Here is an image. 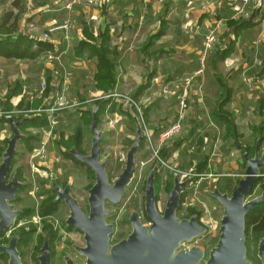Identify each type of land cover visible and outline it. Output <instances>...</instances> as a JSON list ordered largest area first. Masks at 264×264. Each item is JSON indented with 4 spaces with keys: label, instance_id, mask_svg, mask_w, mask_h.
<instances>
[{
    "label": "crops",
    "instance_id": "crops-1",
    "mask_svg": "<svg viewBox=\"0 0 264 264\" xmlns=\"http://www.w3.org/2000/svg\"><path fill=\"white\" fill-rule=\"evenodd\" d=\"M14 1L0 0V38L9 37L14 41L23 36L34 41L33 50L39 48L38 41H47L52 50L42 51L35 58H6L0 55V134L12 129L5 113L16 110L25 109L38 117L44 116L48 123L46 114H39L38 111L48 106V101L58 89H65L68 98L82 104L80 109L74 111L60 109L57 112L59 125L57 123L55 134L47 146L48 161L41 163L32 160V152L29 165L35 161L40 169H51L57 167L60 161L67 162L65 177L67 183L73 182L70 174L75 169L70 164L74 161L60 153L64 152V146L75 134L70 124L91 114L90 111L97 105L94 101L103 99L108 93L107 89L113 91L107 104H116L117 110L110 112L109 109L105 113L113 116L115 121L123 117L130 120V114L124 112L127 106L130 111L133 109L132 114H140L131 101H140L166 86L176 91L179 89V79L198 69L204 36L211 30L216 31L217 42L208 57L203 77L190 88V109L180 139L192 136L194 130L199 133L195 146L189 151L193 153L196 148V154L201 152L208 158L215 157V162L213 158L207 162L204 172H208L204 176H211L215 172V182L220 178L216 174V166H225L220 165L226 160L223 151H228L233 145L234 131L239 137L242 136L239 119L251 104L259 103L261 118L258 125L254 124L256 128L253 126V130L264 126V21L261 17L264 0H251L247 4L241 0H95L96 5L81 0L71 9L67 8L71 0H23L19 5L13 4ZM66 20L72 22V29L50 32L48 38H42L43 33H48L51 27L61 25ZM10 25H15V30L3 33ZM100 53L112 65V80L115 83L110 87L109 81L99 80L102 75L99 70ZM244 75L255 79L253 90H248L244 85ZM43 77L46 81L44 91L41 90ZM224 101L228 102L224 105ZM19 104L23 107L17 108ZM142 106L145 108H141L140 122L144 131L147 129L154 133L155 139L174 120L178 108L175 97H159ZM221 107L224 112L219 113L218 119L214 116ZM151 113L154 119L161 117L166 120V124L153 127L149 122ZM13 117L18 120L24 115L18 113ZM220 117L233 119V136L228 124L220 128L216 122H221ZM4 119L8 122H4ZM109 121L112 126L114 120ZM132 123L135 125L134 121ZM61 126L65 128L60 130ZM28 128L38 134L35 151L48 140L49 123L47 128ZM101 130L103 142L108 143L106 137L112 138L114 131ZM21 132L26 138L27 135ZM126 138L128 140L127 134ZM56 141L61 145L58 153L56 149L50 150ZM143 145L136 155H140V161L149 157L146 139ZM243 145L247 146L245 143ZM172 146L168 141L162 149L166 147L170 151ZM55 153L56 158L53 157ZM202 161L192 160V167L200 166ZM230 164L241 167L235 168L242 170L237 174L241 178L245 167L243 157L235 156ZM69 169L72 171L68 172ZM54 177L61 183L57 174L53 173Z\"/></svg>",
    "mask_w": 264,
    "mask_h": 264
},
{
    "label": "water",
    "instance_id": "water-1",
    "mask_svg": "<svg viewBox=\"0 0 264 264\" xmlns=\"http://www.w3.org/2000/svg\"><path fill=\"white\" fill-rule=\"evenodd\" d=\"M113 93L109 90L91 112L90 131L92 134L88 154L79 152L75 146L68 152L78 162L87 165L94 173L95 182L88 191L85 212L80 202L72 194V181L61 187L52 178L51 189L55 191V202H64L69 215L65 220L68 227L75 228L83 235L85 245L74 246L85 259L83 264H254L248 257L246 241V216L261 203H264V191L251 199L255 184L262 177L264 152H260L262 136L255 144L254 155L249 157V150L239 139L236 145L243 150L244 171L231 194L221 190L216 181L214 188L207 194L220 202L223 214L219 220L216 241L207 250L205 246L194 244L206 234L205 226L198 221V215L189 218L178 216L181 207V195L190 184L192 177L181 179L177 173L173 175L172 190L168 194L164 210L159 211L156 200V173L159 163L155 162L149 170L145 185V215L148 223L142 221L141 213L132 210L128 222L132 231L118 241L112 240L114 224L107 222L112 213L106 207L107 203L116 205L121 202L126 187L135 178L136 155L141 148L145 133L139 117L133 113L137 138L126 154L125 167L111 183L107 172V160L101 158L102 130L99 122V112ZM30 115L16 120L6 116L12 126V137L6 140V149L2 153L0 163V234L14 228L21 210L15 208L17 193L24 187L17 173L10 178L12 164L17 154L18 143L25 138L20 126ZM18 233L12 235L7 244L0 245V255L9 257L8 264H23L19 246ZM258 257L264 264V235L257 245ZM66 264H78L71 257H65ZM39 264H52L50 238L44 236Z\"/></svg>",
    "mask_w": 264,
    "mask_h": 264
},
{
    "label": "rangeland",
    "instance_id": "rangeland-1",
    "mask_svg": "<svg viewBox=\"0 0 264 264\" xmlns=\"http://www.w3.org/2000/svg\"><path fill=\"white\" fill-rule=\"evenodd\" d=\"M143 100L144 98L143 99L141 98L140 101ZM109 106L110 104L108 103L105 107V111L111 109L109 108ZM141 108H145V106L144 107L141 106ZM124 109H125L124 112L126 113L128 112L131 116L133 115L131 112L133 111V109L130 111L129 106L125 107ZM258 109H259L258 102L251 104L250 107H248L246 111H244L245 115L242 117V119L241 118L239 119V123H240L239 125L243 129L241 131L242 136L239 137L240 141L242 140L243 142H246L249 140L248 144L250 148H253L255 146L256 137L258 133L256 130H253L252 127L255 126L254 124L258 125L261 121V118L259 117ZM151 115L152 117L149 119V122L153 124V127H159L166 124V120H164L163 118L161 119L160 117L159 119L157 118L154 119V114L151 113ZM84 117L86 120L83 118L82 120H77L72 122L70 125L76 134H78V131L80 130V136H77L79 137L77 139L79 140L78 141L79 149L80 152L84 154H88L90 150L92 134L90 132V122H89L90 117L89 116H84ZM100 119H101L100 120L101 129L103 130L109 129L111 131H114V134H112V138L111 136L106 137L105 141H108V143L103 142L104 141L103 134H102L103 140L101 141V158L102 160L108 161L107 172L109 175L110 182L112 183L118 177V175L123 171L125 167V159H126L127 151L129 150V148L132 146V144L137 138L136 127L135 125L131 124V120H128V118L125 117H123L122 119L119 118L118 121H115V118L109 115V113H102ZM110 119L114 120L112 126H110V121H109ZM149 122H147V125L149 124ZM64 128H65L64 126H61L60 130H63ZM254 128H256V126ZM24 133L38 135L35 134L33 130L31 131L29 130V128L27 129V127H25L24 129ZM126 134L128 135V140L126 138ZM181 134L183 135V131L179 135L174 137V139L171 141L173 146L170 150L171 155L168 157L167 160L169 166L163 165L161 167L162 169L160 168L163 177L157 178V182L155 183L157 206L160 212L164 210V205L167 200L168 194L172 190V185L166 182L167 176L171 175L173 181V175L175 173H177L181 179H185L191 174L195 175L199 171L200 166L196 165L192 167V165H194V162L193 163L191 162V169L189 171L186 170L183 171L179 168V166L181 165L189 164L188 159L190 153L197 155L196 157L201 161L203 160L204 157H206L208 161L209 160L212 161L213 158V157L208 158L207 156H204L201 152L196 154L195 153L196 148L193 153L189 151V154L188 153L183 154L182 153L183 149L186 147L185 146L187 144L186 141L189 137L187 136L188 138L180 139ZM12 135H13L12 129H10L6 134H0V142L5 141V139L11 138ZM156 140L157 138L155 139V141ZM58 144L59 143L57 141L53 143V146H51L50 150L56 149V152L58 153ZM146 145H147L146 146L147 150L149 151V157L150 159L151 157L153 159L154 152L152 154L148 142H146ZM5 146L3 149H6ZM18 146H19L18 153L14 158V166L11 171L10 178L11 176H13V174L19 173L20 181L24 183L25 189H22L19 192L18 197H20V199L19 201L14 203L15 208L21 210L23 216L21 218L18 217L17 224L15 228L11 230L10 233H6L5 235L0 234V245L7 244L12 235L16 233L19 234V230L22 227V225L24 226L26 225L28 227L32 225L37 228L38 232H36L35 235H33L32 238L30 239V241L24 244V246L23 245H21V247L18 246V249L20 251L23 264H39L38 256L40 254V248L42 247V245L40 247L41 242L39 241L38 235L42 234V236L44 237L47 234L41 233L43 226L42 221L40 220L31 221V217L33 214H35V212L38 213L41 210L42 205L44 204L45 201H47V199L54 197V194L52 193V189L50 187L53 173L57 174L61 178V184L65 185L66 182L65 176L67 175L66 165L69 164L67 162L65 163L60 161L56 164L58 165L57 167L53 166L51 167V169L41 168L40 172L33 173L32 168L29 165L30 157L32 153V151H30L31 148L29 146L26 148L25 147L26 144L22 142H20ZM223 152L226 153V155L224 153L226 160L222 161L223 163L220 165H225V166H221V167L216 166V170L218 172L216 174L220 175V178H218L216 183L220 186V184L223 185L226 182H228L230 184L229 186L230 188L227 187L224 189L228 190V194H231L240 179V176H238L237 174L238 172L241 173L242 170L237 171L236 169H240L241 167L231 166L230 163L234 161L235 156H238V158L243 157V152L240 149H238L235 145H231L228 151H223ZM260 152H264V142L261 145ZM57 153L54 154L53 156L54 158H56L55 155ZM139 156L140 155L136 156L137 167L135 172V178L126 187V192L121 202L116 205H111L110 203H107L106 205L107 209L112 213L109 217H107V222L114 224V228H115L114 233L112 234L113 241H118L115 240L114 238L119 234H122L121 238H119L122 239L126 237L128 234H130V232L132 231V225L130 222L127 221L129 214L131 213L132 210L139 211L142 216V221L144 223L145 222L148 223V220L145 215L144 195H145L146 177L149 173L150 168L153 165V160L149 161L146 165L141 166V163L144 160L140 161V159H138ZM1 157L2 155H0V163L2 159ZM72 165L73 164H70V166ZM71 171L72 170L70 169L68 170V172ZM214 173L215 172L211 173V176L213 175L214 177L204 176V174H208V172L204 173V171L203 174H201L200 176H198L197 174L196 176H191L192 180L196 179L195 184H192V182H190V184L186 187L187 190L192 189V193L193 191H195L196 187L198 189L197 191L199 194H196V198H194V195L192 193L186 196L185 201L188 202V204L187 206H185L186 204L185 202L184 206L185 208H193V207L196 208V210L199 212L200 223L202 224H207V222L209 221V217L206 218V216L204 215V210L206 207L210 210L211 216L214 218L212 220L217 221L218 225H219V220L221 219L223 214V207L220 204V202L215 198L210 197L207 194V191L213 190L215 186L213 182V178H215V176L217 175H214ZM70 178L73 179L72 194L80 202V205L82 206L83 210L87 212L88 191L95 182V175L87 167V165L80 164L76 167L75 171L70 174ZM203 184L204 186H206L205 192L201 190ZM186 189L184 190V192L186 191ZM263 189H264V177L262 178L261 182L256 186L255 190L253 191L251 196L248 197V199L260 195L264 191ZM132 199H135V201L137 202L135 206L133 204H130ZM202 203H204L206 207ZM26 208H27L26 211H29L31 214L26 213L25 211ZM186 213L187 211H184L182 215H180V217L189 218L192 215L191 214L189 216ZM68 215H69L68 207L64 204V202H61L59 203V208L57 209V211L55 213H52V215H50L49 217H46L44 221L49 222L52 225L55 224V222H59L60 225L64 223L63 225L68 227L65 223V220L67 219ZM19 223H22V225L19 226ZM66 227H64V231H61L59 233V236L55 241L54 244L55 256L52 258V264H66L64 259L65 257H71L76 263L83 264L85 262V259L76 251L74 247V246L85 245V242L83 240V235L75 232L78 231L75 228L73 229L74 231L65 233L67 232ZM208 234L213 235L214 233H208ZM205 235L203 236V238L194 241V244L197 245L200 244L202 246H205L206 249L209 250L210 245L216 241L217 235L214 237H209V236L205 237ZM259 238L260 236H258L253 232H249V234L246 236L248 257L254 262V264L262 263L258 257V250H257ZM8 259L9 257L7 255L6 256L4 255V257H2V259L0 260V264H8Z\"/></svg>",
    "mask_w": 264,
    "mask_h": 264
},
{
    "label": "trees",
    "instance_id": "trees-1",
    "mask_svg": "<svg viewBox=\"0 0 264 264\" xmlns=\"http://www.w3.org/2000/svg\"><path fill=\"white\" fill-rule=\"evenodd\" d=\"M22 1L23 0H15L13 4L19 5V2H22ZM14 30H15V25H10L7 29L3 30V33H12ZM33 42L34 41H32V40L25 39L23 36H19L14 41L11 38H9V37L0 38V55L4 56L6 58H9V57H17V58H26V57H29V58H35L42 51H50V50H52L51 44L49 42H47V41H38L39 48L37 50H33L32 49L33 48ZM99 58H100V61H99V70H100V72H102V75L99 76V80L100 81H103V80L109 81L110 82L109 87H110V85H112V84L115 83L114 79L112 80V65L108 61H105V58H104V54L103 53H100L99 54ZM108 91H109V89L106 90V92H108ZM99 101H94V104H98ZM227 102L228 101H224L223 104L225 105ZM106 105H107V103L104 104V106L101 108V110L99 112V115H98L99 122L101 120L100 117H101L102 113H105V107H106ZM7 106H8V104H7ZM22 107H23L22 104H19L17 106V108H22ZM116 107H117L116 104H111V109L109 111L110 112H116V110H117ZM7 108L9 109V107H7ZM119 111H120V109H119ZM221 112L222 113L224 112L223 109H222V107L220 108L219 111H216V114H215L214 117L218 118L219 117V113H221ZM30 115H32L31 118H28L20 126V129L23 132H24L25 127L28 128L30 126L47 128L48 123H47V120L44 118V116L43 117H38L35 113L30 114ZM85 116H89L90 117L89 122L91 123V114L88 113ZM144 116H145V111H144ZM129 117H130V120H131V124H133L132 122L134 120H133L132 116L130 115ZM20 118H22V117H20ZM220 118H221L220 119L221 122H218L217 120H216V122L218 123V125L220 126V128L223 127V124L224 125L225 124L226 125L228 124L230 126V129H231L230 135L233 136L234 133H235L234 139H233V141H234L233 145H235L237 147V145H236V139H239L240 140V138H239V135L237 134L236 131H234V133H233V129H232L233 124H234L233 119L232 120H229L227 117H220ZM84 119H85V117H84ZM3 121L4 122H8L6 119H4ZM255 130L258 132L257 133L258 136L259 135L262 136V140H261V144H262L264 142V126L263 125L262 126H259V129L257 128ZM1 131H3V130H1ZM75 134L72 136V139H70V141H68V143L64 146L65 149H64V152L63 153L60 151L61 145L58 144V149H59L60 153L65 158H69V159H71V160L74 161V163L72 165L74 169H76V167L78 165L82 164V163L78 162L68 152V150L71 147H73V146H75L76 149L80 152L79 144H78V141L79 140H77L79 138L77 136H80V130L78 131V134H76V135ZM26 135H27V137L24 138L21 142L26 144V146H25L26 148L29 146L31 148L30 151L33 152L34 147L36 145L34 143L37 141L38 135H32V134H26ZM191 135L192 136H190L187 139V144L185 145L186 147L183 149V152H182L183 154H186V153L189 154V148H192V147L195 146V140L199 136V133L196 132V130H194ZM241 143H242V141H241ZM243 143L247 144V147H248V150H249V157H252L254 155V148H255V146L253 148H250L248 142H243ZM255 144H256V142H255ZM5 145H6L5 141L0 142V155H2V153L4 152L5 149H3V148H4ZM143 146L144 145L142 144L141 148H143ZM238 149H240V148H238ZM240 150L243 152L242 149H240ZM160 154H161V156L164 159H168V157L171 155L170 151H168L166 149V147L163 148V149H161ZM196 156L197 155L190 153L189 154V159H188V163L189 164L181 165V166H179V168L181 170H183V171L184 170L189 171L191 169V162H192V160L198 159ZM207 162H208V159L207 158L205 160L203 159V161H202V163H201V165L199 167V171L197 172L198 175L203 174V171L205 172L206 166H207ZM76 164H78V165H76ZM82 165H84V164H82ZM13 166H14V160H13V164H12V169H13ZM262 173H264V166L262 167ZM17 174H18V176L20 178L19 173H17ZM159 177L160 178L163 177L162 176L161 169H158V171L156 173V182H157V178H159ZM262 178L263 177H261L260 180H258L256 182L255 187H254V190H255L256 186L261 182ZM192 181H196V179L191 180V182ZM166 182H168L169 184L173 185L172 176L171 175L170 176L169 175L167 176V181ZM58 183H59V181H58ZM66 183H67V180L65 182V185H62L61 183H59V184H61V186L64 187V186H66ZM155 186H156V184H155ZM229 186H230V184L228 182H226L223 185L220 184V186L218 185V187L221 190H225L224 188H227ZM205 187L206 186H204V184H203L202 185V188H201V190H203V192H204ZM22 189H25V187L22 188ZM22 189H20L18 191V193H17V200H16V202L19 201V199H20V197H18V194H19V192ZM52 193L54 194V197H51V198L47 199V201L44 202V204L42 205L41 210L38 212V214L42 218V224H43V226H42V232L41 233H45V234H48L49 235V238H50V246H51V250H52V258H53L55 256L54 244H55L56 239L58 238L59 228L55 224L52 225L51 223L44 221V219L46 217H49L50 215H52V213H55L57 211V209L59 208V203L60 202H55L56 193L53 190H52ZM190 193H192V189H188V190L186 189V191L182 193V195H181V207L178 210V216L182 215V213L184 211H187L186 214H188L189 216L191 214L192 215L197 214L198 215V221H200L199 212L196 210V208H194V207L193 208H185V206H184V203L186 202L185 201V198ZM136 203L137 202L135 201V199H132V201L130 202V204H133L134 206L136 205ZM26 210H27V208L25 209V211ZM26 213H30V212L29 211H26ZM24 215H25V212H24ZM22 216L23 215L21 214L19 216V218H21ZM185 218H187V217H185ZM17 221H18V219H17ZM63 224L61 226L62 227H66ZM66 229H67V232H69V231L73 230L74 228H72V227H66ZM36 232H38V230H37L36 227H34L32 225H30V227H28L26 225L25 226L22 225V227L19 230V235H20L19 236L20 237V239H19V247H21V245L24 246V244L28 243L30 241V239L32 238V236L35 235ZM249 232H253V233L257 234L260 237L264 235V203H261L258 206H256V208L254 210H252L246 216V236L249 234ZM5 234L6 233H4V235ZM1 235H3V234H1ZM121 235L122 234H119L114 239L115 240H119V238H121ZM38 237H39V241L41 242V244H40V247H41V245L43 244L44 237L42 236V234L38 235ZM2 257H4V255H0V260L2 259Z\"/></svg>",
    "mask_w": 264,
    "mask_h": 264
},
{
    "label": "built area",
    "instance_id": "built-area-1",
    "mask_svg": "<svg viewBox=\"0 0 264 264\" xmlns=\"http://www.w3.org/2000/svg\"><path fill=\"white\" fill-rule=\"evenodd\" d=\"M241 1L243 4H247L251 0H241ZM80 2H81V0H71L68 3L67 8L71 9L76 3H80ZM86 2L89 5H96L95 0H86ZM239 10L242 11L241 9H239ZM261 17H262V20L264 21V4L262 5ZM72 28H73L72 22L70 20H66L61 25H55V26L51 27L49 29L48 33H43L42 38H44V39L48 38V34L50 32H54L57 30L68 31ZM216 42H217L216 31L215 30L208 31V33H206L204 36L202 50L200 51V54H199V67H198V69H196L192 73H189V74H187V75H185L179 79V89H177L175 91L173 88L166 86L160 90L154 91L150 96L144 97L143 101H131L132 104L134 105V107L140 112V114H138L139 118L141 117V110H142L141 106L143 104L150 103V102H152L153 99H157L159 97H165V98L175 97L176 101H177V107H178L177 108V114L175 115L174 120L159 132L156 141L154 139V133L152 131L147 130V129L144 131L146 142H148V144L150 146V150L152 151V154L154 152V155H153V159H152V157H151V159L149 157L146 160H144L141 163V166L146 165L149 161H152V160H153V164L155 162L159 163V165H160L159 169L163 165L169 166L167 163V159H164L161 156L160 151L162 149V146L165 145L166 142L172 141L174 139V137H176L177 135H179L183 131V126H184V123L188 117L189 109H190V101H189L190 88L193 87V85L197 84V82H199V79H201L203 77L205 70H206V67H207L208 57H209L210 53L214 50ZM56 73L58 74V72H56ZM242 79H243L244 85L247 87L248 90L254 89L255 79L253 77L244 75L242 77ZM45 88H46V81H45V78L43 77L42 81H41V90L44 91ZM199 88L201 89V86ZM81 105L82 104L80 101H78L76 99L68 98V96L66 95L65 89H58L55 92V94L53 95V97L51 98V101H48V106L46 108L40 109L38 111L39 114L45 113L47 116L48 123H49V128H48L49 130H47L48 140L45 142H42L40 144V146L37 147L35 149V151H33L34 153L32 156V160H37L38 162H41V163L48 161L49 156H48L47 146L51 142L50 139L55 134L56 125L58 123L57 118H56L57 112L60 109H69V110L74 111V110H77L78 108L80 109ZM30 112L31 111H29V110L27 111L25 109H22V110H16L13 112L5 113V116H13V115H16L18 113L22 114V115H29ZM140 121H142L141 118H140ZM213 124L214 123H211V125H213ZM217 149H218V147H217ZM30 165H31L33 173L40 172V166L35 161H32L30 163ZM196 174L195 175L191 174L190 176H196ZM198 176H200V175H198ZM206 177H208V176H206ZM262 177H264V173H263ZM198 184H199V182H198ZM197 190L198 189L196 187L195 191L193 192L194 198H196V194H199ZM193 195H192V197H193ZM187 204H188V202H186L185 206H187ZM202 204H204V203H202ZM204 206H205V204H204ZM204 215L206 216V218L209 217V221L207 222V224H203L206 228L205 237L206 236H209V237L216 236L218 233L219 225H218L217 221L212 220L214 218L211 216V212L207 207L204 210ZM32 220L42 221V218L40 217V215L38 213L35 212V214H33L31 217V221ZM55 224L59 228V233L61 231H64V227H62L59 222H55ZM21 225H22V223H19V226H21ZM14 228H10L6 233H10L11 230ZM208 233H214V234L211 235ZM58 236H59V234H58Z\"/></svg>",
    "mask_w": 264,
    "mask_h": 264
},
{
    "label": "flooded vegetation",
    "instance_id": "flooded-vegetation-1",
    "mask_svg": "<svg viewBox=\"0 0 264 264\" xmlns=\"http://www.w3.org/2000/svg\"><path fill=\"white\" fill-rule=\"evenodd\" d=\"M145 223H147V222H145Z\"/></svg>",
    "mask_w": 264,
    "mask_h": 264
}]
</instances>
